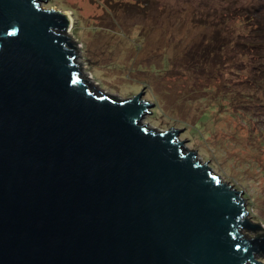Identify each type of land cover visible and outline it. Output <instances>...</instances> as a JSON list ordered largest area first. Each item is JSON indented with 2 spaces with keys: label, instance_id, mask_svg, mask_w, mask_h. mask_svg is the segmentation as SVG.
Returning a JSON list of instances; mask_svg holds the SVG:
<instances>
[{
  "label": "water",
  "instance_id": "water-1",
  "mask_svg": "<svg viewBox=\"0 0 264 264\" xmlns=\"http://www.w3.org/2000/svg\"><path fill=\"white\" fill-rule=\"evenodd\" d=\"M68 24L0 0V264H264L242 191L143 123V92L90 90Z\"/></svg>",
  "mask_w": 264,
  "mask_h": 264
},
{
  "label": "rangeland",
  "instance_id": "rangeland-1",
  "mask_svg": "<svg viewBox=\"0 0 264 264\" xmlns=\"http://www.w3.org/2000/svg\"><path fill=\"white\" fill-rule=\"evenodd\" d=\"M38 2L68 15L90 90L143 92L153 105L142 122L180 130L185 152L241 190L249 219L264 225V0Z\"/></svg>",
  "mask_w": 264,
  "mask_h": 264
},
{
  "label": "trees",
  "instance_id": "trees-1",
  "mask_svg": "<svg viewBox=\"0 0 264 264\" xmlns=\"http://www.w3.org/2000/svg\"><path fill=\"white\" fill-rule=\"evenodd\" d=\"M256 20H257V22L259 23V24H258L259 27H258L257 32H259V31L262 30L263 32L260 33V34H264V20H261L260 18H259V19L256 18Z\"/></svg>",
  "mask_w": 264,
  "mask_h": 264
}]
</instances>
